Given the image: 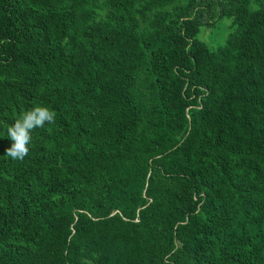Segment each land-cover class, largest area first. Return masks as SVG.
Returning <instances> with one entry per match:
<instances>
[{"label": "trees", "instance_id": "obj_1", "mask_svg": "<svg viewBox=\"0 0 264 264\" xmlns=\"http://www.w3.org/2000/svg\"><path fill=\"white\" fill-rule=\"evenodd\" d=\"M0 264H264V0H0Z\"/></svg>", "mask_w": 264, "mask_h": 264}, {"label": "clouds", "instance_id": "obj_2", "mask_svg": "<svg viewBox=\"0 0 264 264\" xmlns=\"http://www.w3.org/2000/svg\"><path fill=\"white\" fill-rule=\"evenodd\" d=\"M55 112L44 106H35L24 112L14 124L8 127V137L13 141L6 150V156L13 160L23 161L28 155L32 142V132L36 128H43L46 123L55 121Z\"/></svg>", "mask_w": 264, "mask_h": 264}, {"label": "rangeland", "instance_id": "obj_3", "mask_svg": "<svg viewBox=\"0 0 264 264\" xmlns=\"http://www.w3.org/2000/svg\"><path fill=\"white\" fill-rule=\"evenodd\" d=\"M230 27H232V24L229 20H226L223 24L217 26L215 30H201L198 38L205 41L210 49H214L216 45H218L222 41V39H224Z\"/></svg>", "mask_w": 264, "mask_h": 264}]
</instances>
